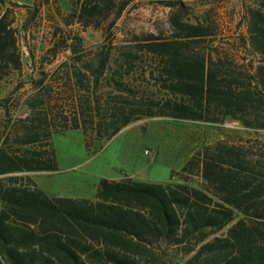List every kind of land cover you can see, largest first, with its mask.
Returning a JSON list of instances; mask_svg holds the SVG:
<instances>
[{"label": "trees", "instance_id": "16d2710c", "mask_svg": "<svg viewBox=\"0 0 264 264\" xmlns=\"http://www.w3.org/2000/svg\"><path fill=\"white\" fill-rule=\"evenodd\" d=\"M127 2L69 0L66 12L55 10L47 51L74 50L79 38L70 34L73 26L107 31ZM164 3L175 8L168 37L149 33L137 44L155 60L140 74L149 85L138 97L121 74L113 80L117 92L102 107L104 98L76 94L88 91L103 75L107 56L101 52L62 76L67 106L58 101L54 85L59 83L44 82L47 76L41 72L34 93L22 99L25 115L13 119L7 104L12 90L24 84L19 41L32 16L18 23V4L0 0V89H7L0 96L5 114H0V264H155L154 259L140 262L134 253L153 244L176 247L190 240L195 246L187 249L193 253L183 264H264V140L205 144L183 163L176 180L101 177L93 198L53 195L10 174L56 170L54 133L92 134L98 147L144 116L214 125L231 120L264 131V11L247 10L245 33L237 36L244 52L237 56L212 44L217 35L212 22L184 21L180 0ZM48 4L50 0H41L39 5ZM38 9L34 6L32 15ZM120 55L129 69L130 54ZM83 144L87 150L89 141ZM191 174L198 176V185L187 182ZM223 228V236L208 238L205 231Z\"/></svg>", "mask_w": 264, "mask_h": 264}, {"label": "rangeland", "instance_id": "374dc122", "mask_svg": "<svg viewBox=\"0 0 264 264\" xmlns=\"http://www.w3.org/2000/svg\"><path fill=\"white\" fill-rule=\"evenodd\" d=\"M18 4L16 9L18 23L29 18L28 32L25 39H20L21 77L23 86L11 93L8 102L10 116L23 117L26 108L22 99L34 93L33 82L41 72L46 73V79L53 81L58 87V101L64 106L69 102L66 89L63 88L65 74L73 67L83 68L81 62L98 58L99 53H106L107 67L103 75L88 91L80 89L79 96H91L101 101V107L108 95L117 92L114 79H120L129 87L140 91L148 87L140 74L154 66L155 60L146 54L137 44L144 42L147 34L151 33L160 38L169 35V16L175 8L165 5L164 0H128L119 17L109 29H85L73 26L70 34L79 38L74 50L58 48L55 55L47 51L50 46V31L52 21L56 18L55 10L64 13L68 10L69 0H50V4L40 7L41 0H13ZM182 3L181 19L196 22L206 19L215 26L217 35L213 37L219 52H232L240 55L244 51L237 39L238 34L245 33L246 13L250 8H261L264 0H180ZM34 6L39 9L32 15ZM54 18V19H53ZM104 22L103 24H105ZM103 24L102 27L103 28ZM121 52L130 54L129 69L122 61ZM123 62V67L118 64ZM117 70L118 73H115ZM145 74V73H144ZM147 74V73H146ZM16 80L13 82L15 83ZM13 84L8 85V90ZM90 86V83H89ZM7 92L3 87L0 96ZM0 107V114L5 116ZM94 136V135H93ZM264 140V131L244 129L237 122L224 120L214 125L207 122L188 119H173L168 116H144L122 127L108 141L96 146L92 134L84 137L79 130H65L51 136L56 153V170L27 171L10 173L17 174L24 184H35L53 195L93 198L96 186V167H111L112 172L123 168L124 172L133 174L132 178L148 181H167L179 178L183 163L194 155L195 150L205 144H213L216 140L228 143H243L245 139ZM84 140L89 141L87 150ZM44 149V146L31 145L29 148ZM95 171V172H94ZM187 182L198 185L199 178L188 175ZM225 228L218 231L205 230L208 238L223 236ZM192 240L180 246H163L153 244L140 248L134 253L142 263L154 259L155 264H183L193 253L187 248L194 247ZM195 264H197L195 262Z\"/></svg>", "mask_w": 264, "mask_h": 264}, {"label": "crops", "instance_id": "0c3cea01", "mask_svg": "<svg viewBox=\"0 0 264 264\" xmlns=\"http://www.w3.org/2000/svg\"><path fill=\"white\" fill-rule=\"evenodd\" d=\"M99 165H100L99 168L98 167L95 168L97 170H100V171H98L96 173V183L99 180V178H101V177H104V178H107V179H118V178H120L121 176H123L125 174L128 175V176H130V177H132V175H133V174H128V173L124 172L123 168H121V167H120V170L119 171L112 172L110 166H108L107 168H105L104 166H101L102 164H99ZM43 171H48V170H43ZM43 190L46 191L45 189H43Z\"/></svg>", "mask_w": 264, "mask_h": 264}]
</instances>
